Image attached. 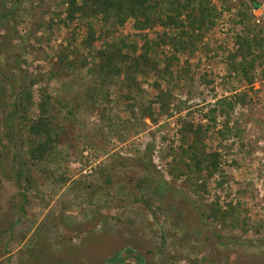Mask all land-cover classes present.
I'll use <instances>...</instances> for the list:
<instances>
[{
	"label": "rangeland",
	"instance_id": "1",
	"mask_svg": "<svg viewBox=\"0 0 264 264\" xmlns=\"http://www.w3.org/2000/svg\"><path fill=\"white\" fill-rule=\"evenodd\" d=\"M212 6L218 15L214 27L202 34L191 57L180 55L170 66L173 78L164 70L174 50L163 46L154 53L157 71L138 75L139 86L130 90L123 78L102 83L90 69L95 53L106 50L108 42L129 38V43L136 39L142 44L135 38L134 20L89 46L88 23L101 34L100 20L77 19L65 26L66 6L57 7L53 0H10L8 8H19L25 16L0 21V84L6 82L7 102L13 105L23 78L39 76L32 89L33 118L39 115L41 94L47 93L65 128L57 160L66 174L62 179L60 172L33 169V186L17 195L16 188L25 182H18L12 170L11 186L0 173V230L12 219L11 231L0 236V264H22V258L26 264H139L138 256L145 264H264V58L251 74L252 85L231 69L240 62L237 36L245 31L240 12L247 11V25L264 40V0H213ZM52 12L62 14L49 28ZM166 30L157 26L147 32L156 39ZM41 37L47 40L38 43ZM62 54L68 57L65 64ZM237 94L249 95L251 102L236 106L230 117L229 127L239 135L223 140L219 131L225 117L218 113L215 125L208 115L218 101ZM10 111V106L0 110V136L5 138ZM186 123L203 125L205 152L222 158L223 171L208 180L206 190L201 178L170 173L182 147L195 140L181 135ZM73 145L78 154L65 163ZM223 175L228 182L218 186ZM105 177L113 184H105ZM214 203L224 210L240 205L249 232L213 225L208 215ZM38 239L48 255L34 263L28 249ZM69 243L73 251L67 250ZM117 254L122 262L110 263Z\"/></svg>",
	"mask_w": 264,
	"mask_h": 264
},
{
	"label": "trees",
	"instance_id": "2",
	"mask_svg": "<svg viewBox=\"0 0 264 264\" xmlns=\"http://www.w3.org/2000/svg\"><path fill=\"white\" fill-rule=\"evenodd\" d=\"M32 1V0H31ZM51 1V0H50ZM213 0H53L57 7L66 6V19L61 23L67 26L69 23L77 19L92 21L100 20L105 27V32L97 33L93 24L88 23L86 43L92 46L95 42L108 38L111 35L110 29L124 26L128 21L134 20V28L139 33L135 38H141L142 44L135 39L134 42L122 40L120 43H106V50L99 49L93 59L94 65L90 69V74L96 80L103 79L102 83H106L107 79L114 76L123 78L125 86L133 90L139 86L137 76H148L151 72H156L157 61L154 57L155 50L163 46H171L174 55L168 61V67L164 70L166 76L172 77L170 66L175 61H179L180 55L192 56L196 51V43L200 40L202 34L210 31L217 18V10L212 6ZM10 0H2L0 3V21H4L7 17L14 22L18 18L23 19L25 15L17 9H9ZM50 11L43 12V15H49ZM62 13L52 12L51 23L49 28L54 26L55 18ZM30 15V14H28ZM241 21L239 24L245 26L243 34L237 36V58L240 62L233 64L231 69L252 85L254 79L252 72L256 69L258 61L264 58L263 48L264 40L260 39V31H255L247 25L249 15L247 11L240 12ZM248 18V20H247ZM247 25V26H246ZM41 26V24H40ZM157 26L167 29L163 34H158L156 39H151L148 30ZM39 30L35 31V35ZM262 32V31H261ZM7 36V35H6ZM73 37V36H72ZM5 37H3L4 39ZM6 39V38H5ZM47 39L44 37L36 39L38 43H43ZM125 48H130V53H125ZM73 53V52H72ZM234 57V58H235ZM68 57L60 55V62L67 63ZM96 60L98 62L96 63ZM89 60L84 63L87 66ZM262 65V64H261ZM39 76L25 77L18 84L19 94L13 105L7 102L8 87L6 82L0 84V110L4 111L9 106L11 111L6 115L7 137L0 136V173L4 182L13 186L11 179L12 170L16 171L18 182H25L26 186L18 185L17 195H22L20 190H29L33 186L34 176L33 169L50 175L61 173L62 179L65 177L63 167L59 165L57 160L58 150L61 138L65 134V128L58 123L56 112L54 111V99L47 93H42L39 103V115L37 119L33 118V109L35 101L32 89L40 81ZM173 78V77H172ZM98 92V91H97ZM130 100V98H128ZM249 95L237 94L228 99L225 98L218 101L217 107L208 115L213 124L217 125L216 115L221 114L225 117L222 124L223 128L219 131V135L223 140H229L234 136H238L236 129L229 127L230 117L235 111L236 106H247L250 103ZM7 107V108H6ZM62 112L61 110L59 111ZM219 113V114H218ZM210 129L208 128V131ZM181 135L190 134L195 137L193 143L188 148H183V154L178 162H176L170 173L173 177L188 174L193 177L201 178L204 182L201 189L206 190L208 180L222 172V158L219 153H206L205 145L202 143L206 130L203 125L195 126L190 123L183 125ZM8 139V140H7ZM183 144L186 142L185 137L182 139ZM14 151V152H13ZM78 147L73 145L68 147L66 158L62 159L65 163L71 162L72 157H76ZM17 166V167H13ZM51 168L49 170L48 168ZM202 174H205L203 177ZM191 180V177H190ZM228 182L227 177L223 175L218 186H224ZM152 186L156 182L151 180ZM105 184L112 185L113 181L109 177H105ZM155 188V187H154ZM238 206L229 204L227 209H221L219 203L211 205L208 218L211 219L213 225L219 224L224 228H241L247 234L251 227L244 221L242 211ZM14 215V214H13ZM7 227L3 226L0 230V236L11 231L12 219L7 220ZM59 235L57 242H61L63 237ZM62 244H65L62 242ZM66 245V244H65ZM39 246V248H37ZM37 246L28 249L33 262L36 263L45 254L48 255V248L43 244V240L38 239ZM67 250L73 251L70 243ZM127 252L134 254L133 249L128 248ZM26 255V254H25ZM50 256L55 257L57 254L50 251ZM139 264H145L143 258L138 256ZM110 263L116 261L122 262L120 255H115L109 260ZM22 264H26V259H21ZM31 262V261H30ZM32 264V263H30Z\"/></svg>",
	"mask_w": 264,
	"mask_h": 264
}]
</instances>
